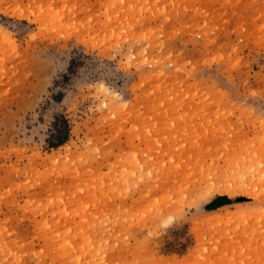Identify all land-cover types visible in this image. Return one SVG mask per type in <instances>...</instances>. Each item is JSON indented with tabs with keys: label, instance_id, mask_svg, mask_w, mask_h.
I'll return each instance as SVG.
<instances>
[{
	"label": "rangeland",
	"instance_id": "374dc122",
	"mask_svg": "<svg viewBox=\"0 0 264 264\" xmlns=\"http://www.w3.org/2000/svg\"><path fill=\"white\" fill-rule=\"evenodd\" d=\"M0 30V264H264V0H0Z\"/></svg>",
	"mask_w": 264,
	"mask_h": 264
},
{
	"label": "trees",
	"instance_id": "16d2710c",
	"mask_svg": "<svg viewBox=\"0 0 264 264\" xmlns=\"http://www.w3.org/2000/svg\"><path fill=\"white\" fill-rule=\"evenodd\" d=\"M53 100L60 102L62 94L53 97ZM52 131L46 141V144L51 149H57L63 146L69 139L70 126L68 120L63 115H57L54 118V123L51 127Z\"/></svg>",
	"mask_w": 264,
	"mask_h": 264
},
{
	"label": "bare ground",
	"instance_id": "6f19581e",
	"mask_svg": "<svg viewBox=\"0 0 264 264\" xmlns=\"http://www.w3.org/2000/svg\"><path fill=\"white\" fill-rule=\"evenodd\" d=\"M0 33H1V34H4L3 32H1V30H0ZM102 93H103L104 95L107 94V93H106V90H103ZM244 187H247V186H246V185H241L239 188L242 189V188H244ZM239 212H240V211H239Z\"/></svg>",
	"mask_w": 264,
	"mask_h": 264
}]
</instances>
